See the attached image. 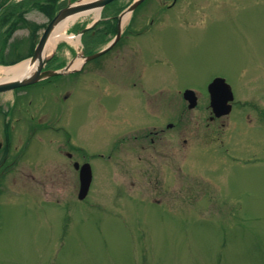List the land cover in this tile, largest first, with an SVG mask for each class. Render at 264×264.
I'll return each mask as SVG.
<instances>
[{"label": "rangeland", "instance_id": "1", "mask_svg": "<svg viewBox=\"0 0 264 264\" xmlns=\"http://www.w3.org/2000/svg\"><path fill=\"white\" fill-rule=\"evenodd\" d=\"M204 1L171 11L180 25L158 38L152 68L160 117L172 108V155L118 151L108 159L123 126L96 119L88 127L72 102L64 104V121L79 122L72 135L80 162L93 165L92 189L77 200L79 180L71 181L74 171L56 154L64 136L37 133L31 146L38 145L40 166L27 169L35 177L28 186L0 188V264H264V0H212L223 5L205 10ZM216 76L233 86L236 107L208 125V86ZM186 89L198 92L195 110L187 109ZM82 93L74 99L80 108L97 96ZM59 105L49 102L48 113L55 116Z\"/></svg>", "mask_w": 264, "mask_h": 264}, {"label": "flooded vegetation", "instance_id": "2", "mask_svg": "<svg viewBox=\"0 0 264 264\" xmlns=\"http://www.w3.org/2000/svg\"><path fill=\"white\" fill-rule=\"evenodd\" d=\"M80 1L0 0V64H9L8 60L14 57L21 60L32 57L49 24L64 9ZM122 1L107 5L98 19L90 15L79 21L72 33L80 36V41L72 47L59 46L43 69V72H56L69 66L70 73L45 79L12 94L0 95V100L6 104L5 107L0 106V188L14 185L17 181L23 186L30 184L35 175H27V169L40 166L35 162L40 157L36 154L37 145L31 146L32 140L37 133L46 135L49 131L64 136L60 140L64 143L58 150L60 165L70 168L72 173L74 171L71 181H78L79 172L75 165L88 161L80 162L72 135L79 132L78 120L74 116L68 123L63 118V105L69 102L73 103L74 112L77 110L86 117L88 127L96 123V119L101 124L111 126L119 123L123 126L115 144V139L111 140L114 145L110 146L112 150L108 159L118 151L132 154L141 150L142 154L157 158L164 154L162 151L165 149L168 158L172 155L171 121H166L172 118V108L170 105L168 117H160L161 105L156 91L160 83L156 82L152 67L158 61L159 34L168 27L180 25L168 14L180 9L188 0H146L129 18L123 14L136 0ZM220 5L223 4L210 3L203 8ZM114 40L117 42L110 51L89 60ZM77 62L80 64L75 66ZM69 78L74 81L67 84L55 81ZM82 91L95 92L97 96L80 108L81 104L74 99L77 92L82 96ZM49 96L54 100L50 101ZM49 102L60 104L55 116L48 113ZM209 118L211 123L220 120H213V115ZM129 121H139L140 124L128 129ZM21 145L24 147L19 152ZM99 157L105 159L102 155ZM144 159L139 157L143 163Z\"/></svg>", "mask_w": 264, "mask_h": 264}, {"label": "water", "instance_id": "3", "mask_svg": "<svg viewBox=\"0 0 264 264\" xmlns=\"http://www.w3.org/2000/svg\"><path fill=\"white\" fill-rule=\"evenodd\" d=\"M112 1L114 0H101L95 3L69 8L61 12L60 15L49 25L47 32L43 36L36 50V53L33 59L31 60L32 65L38 63V71L30 77L26 76L24 78L14 80V81L1 82L0 83V93L8 92V91H11L16 88L23 87V86H28L40 80L41 69L44 67L45 63L48 61L47 59L44 58V49L48 42L49 36L51 35V32L54 30V28L57 26V24L61 20L65 19L68 15H71L73 13H78V12H82L85 10H89L91 8L104 6ZM45 75H48V74H45ZM51 75H54V73H52ZM211 93L213 94V107L216 113L219 116L224 115V114H229L231 111V107L227 104L230 101V93L227 90V88L222 83L219 82L211 87ZM185 98L189 100L190 108L195 107L196 98L193 92H187L185 94ZM91 181H92V175H91L90 166L85 165L81 169V189H80V195H79V198L81 200L85 199V197L87 196L89 189H90Z\"/></svg>", "mask_w": 264, "mask_h": 264}, {"label": "bare ground", "instance_id": "4", "mask_svg": "<svg viewBox=\"0 0 264 264\" xmlns=\"http://www.w3.org/2000/svg\"><path fill=\"white\" fill-rule=\"evenodd\" d=\"M95 1V0H93ZM96 15H99V11H95ZM90 13H82V14H76L71 17L66 18L64 21L59 23V25L56 27L55 31L51 35L50 40L48 41L46 51H52L55 49L56 45L63 41L68 40L70 42H78L75 40V36H68L67 29L70 27V25L74 24L77 20L80 18L87 16ZM80 62H77L75 66H78ZM35 72V66L29 65L28 63H23L21 65L12 67V68H6L3 70L4 78H0V81H8V80H14L21 78L27 74L32 75Z\"/></svg>", "mask_w": 264, "mask_h": 264}]
</instances>
